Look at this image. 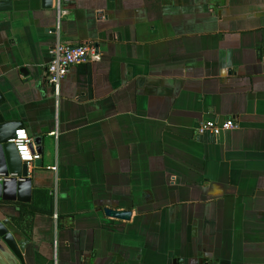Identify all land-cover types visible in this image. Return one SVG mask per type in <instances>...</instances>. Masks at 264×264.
I'll list each match as a JSON object with an SVG mask.
<instances>
[{"label":"crops","instance_id":"1","mask_svg":"<svg viewBox=\"0 0 264 264\" xmlns=\"http://www.w3.org/2000/svg\"><path fill=\"white\" fill-rule=\"evenodd\" d=\"M60 7L0 12L1 108L42 155L29 204L35 189L53 197L17 224L26 263L264 264V0ZM58 42H91L101 60L71 66L57 98ZM21 210L3 201L0 219Z\"/></svg>","mask_w":264,"mask_h":264},{"label":"water","instance_id":"2","mask_svg":"<svg viewBox=\"0 0 264 264\" xmlns=\"http://www.w3.org/2000/svg\"><path fill=\"white\" fill-rule=\"evenodd\" d=\"M14 1L0 0V12L12 10ZM40 1L44 9L53 8L54 0ZM3 102L4 97L0 91V173L17 174L25 179L21 181L17 177H12L10 181L0 180V203L3 201L29 203L33 197V179L29 174L27 163L20 160L15 144L9 141L14 138L15 131L22 128V125L6 120L1 108ZM40 142L41 139H35L36 144ZM34 164L40 167L41 161H35ZM105 212L108 216L117 219H129L131 216V211L125 209L107 207ZM27 243L29 239L24 236V232L13 217L0 219V264H27L25 258Z\"/></svg>","mask_w":264,"mask_h":264},{"label":"built area","instance_id":"3","mask_svg":"<svg viewBox=\"0 0 264 264\" xmlns=\"http://www.w3.org/2000/svg\"><path fill=\"white\" fill-rule=\"evenodd\" d=\"M58 6L60 9V0H58ZM52 55L53 58L48 65V78L57 98L61 94L62 81L68 74L71 66L101 60L100 52L91 42H85L79 45L58 42L52 49ZM235 126L236 123L232 119L225 120L222 123L215 120H209L203 121L199 124L198 132L200 134L211 133L214 136H219L222 132L232 129ZM9 141L15 144L19 158L22 162L27 163L30 174L35 161L40 160L42 157L38 150L33 149L34 139L29 135L28 131L22 127L15 131L14 138ZM52 168L56 169L57 167L54 166ZM12 177H17L18 180L21 181L25 179L17 174L6 175L0 173L1 181H10ZM54 217L57 218L58 214L54 213Z\"/></svg>","mask_w":264,"mask_h":264},{"label":"trees","instance_id":"4","mask_svg":"<svg viewBox=\"0 0 264 264\" xmlns=\"http://www.w3.org/2000/svg\"><path fill=\"white\" fill-rule=\"evenodd\" d=\"M20 206L21 213L19 218H15L17 224H22L30 215L37 211H48L53 210V197L50 195L48 189H35L34 200L31 204L14 202Z\"/></svg>","mask_w":264,"mask_h":264}]
</instances>
